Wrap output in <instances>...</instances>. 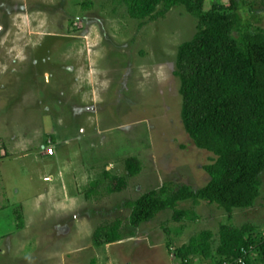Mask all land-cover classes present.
<instances>
[{"label":"rangeland","instance_id":"1","mask_svg":"<svg viewBox=\"0 0 264 264\" xmlns=\"http://www.w3.org/2000/svg\"><path fill=\"white\" fill-rule=\"evenodd\" d=\"M83 1L0 0V264H181L169 248L200 230L213 232L214 249L221 224L264 233L263 194L230 217L181 202L196 220L172 221L168 209L127 235L125 201L166 181L197 188L209 179L212 154L184 130L173 73L196 20L181 6L140 20L118 0ZM256 1L252 22L264 29ZM51 134L56 152L43 159ZM128 157L140 160V173L106 193L104 170L125 174ZM116 218L127 237L96 246L95 229Z\"/></svg>","mask_w":264,"mask_h":264},{"label":"trees","instance_id":"2","mask_svg":"<svg viewBox=\"0 0 264 264\" xmlns=\"http://www.w3.org/2000/svg\"><path fill=\"white\" fill-rule=\"evenodd\" d=\"M118 2L132 19L164 16L174 6L183 7L195 18L196 31L178 46L173 73L179 80L184 130L197 148L212 154L210 163L204 165L209 176L205 185L194 188L166 181L125 201L123 206L130 209L127 235L135 236L142 223L168 209L172 221L196 220L195 210L180 208L181 202L203 201L223 209L228 217L234 209L254 207L264 194V29L252 22L257 1L209 0L208 8L207 0ZM261 3L264 5V0ZM81 6L91 7L92 0H84ZM50 138L55 142L54 135ZM124 164L123 175L104 170L106 193L123 191L128 178L140 173L138 158L128 157ZM85 196L91 198L88 192ZM18 219L21 221L22 215ZM122 222L116 218L99 225L92 235L94 244L101 246L127 237ZM18 226L22 228L23 222ZM253 230L249 223L240 227L221 224L215 249L214 234L206 229L193 234L180 247L169 249L181 264H193L196 258L206 264H264V233L254 234Z\"/></svg>","mask_w":264,"mask_h":264},{"label":"crops","instance_id":"3","mask_svg":"<svg viewBox=\"0 0 264 264\" xmlns=\"http://www.w3.org/2000/svg\"><path fill=\"white\" fill-rule=\"evenodd\" d=\"M51 139V138H50ZM26 140H28V139H26ZM56 145H57V143H55ZM31 147H24V148H21V150H24V151H27V150H29ZM54 148V147H53ZM55 152H56V149L54 148V153L52 154V155H47L46 154V151H45V149H43L42 150V152H41V158H43V159H47V157L49 158V157H52V156H54L55 155ZM125 239V238H124ZM124 239H122V240H120V241H123ZM130 240V239H129ZM120 241H117V242H120ZM114 243V242H113ZM108 244H112V243H108ZM205 262H207V261H205ZM205 262L204 263H202V262H196L195 264H205ZM173 264V263H172Z\"/></svg>","mask_w":264,"mask_h":264},{"label":"built area","instance_id":"4","mask_svg":"<svg viewBox=\"0 0 264 264\" xmlns=\"http://www.w3.org/2000/svg\"><path fill=\"white\" fill-rule=\"evenodd\" d=\"M54 153V148L52 147V145H49L46 149V154L47 155H52ZM239 262H242V260H239ZM243 263V262H242ZM222 264H231V262L229 261H225Z\"/></svg>","mask_w":264,"mask_h":264},{"label":"clouds","instance_id":"5","mask_svg":"<svg viewBox=\"0 0 264 264\" xmlns=\"http://www.w3.org/2000/svg\"><path fill=\"white\" fill-rule=\"evenodd\" d=\"M48 143L51 145V142H50V140H48ZM49 146V145H48Z\"/></svg>","mask_w":264,"mask_h":264}]
</instances>
